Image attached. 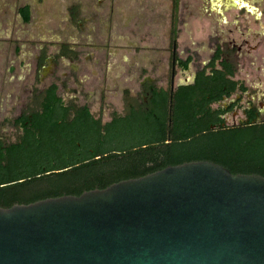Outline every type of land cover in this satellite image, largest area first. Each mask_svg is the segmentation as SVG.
Segmentation results:
<instances>
[{
    "label": "water",
    "instance_id": "water-1",
    "mask_svg": "<svg viewBox=\"0 0 264 264\" xmlns=\"http://www.w3.org/2000/svg\"><path fill=\"white\" fill-rule=\"evenodd\" d=\"M0 264H264V177L188 162L0 207Z\"/></svg>",
    "mask_w": 264,
    "mask_h": 264
},
{
    "label": "trees",
    "instance_id": "trees-1",
    "mask_svg": "<svg viewBox=\"0 0 264 264\" xmlns=\"http://www.w3.org/2000/svg\"><path fill=\"white\" fill-rule=\"evenodd\" d=\"M18 13L29 22V6ZM228 75V67L213 68L173 92L153 89L147 112L113 113L105 124L87 106L66 105L55 85L35 93L38 107L14 122L22 136L0 143V207L78 196L188 162L208 161L235 174L264 177V122L227 126L223 109L211 107L244 91Z\"/></svg>",
    "mask_w": 264,
    "mask_h": 264
},
{
    "label": "rangeland",
    "instance_id": "rangeland-1",
    "mask_svg": "<svg viewBox=\"0 0 264 264\" xmlns=\"http://www.w3.org/2000/svg\"><path fill=\"white\" fill-rule=\"evenodd\" d=\"M174 1L0 0V136L12 142L17 134L15 129L2 122L3 118H12L22 110L31 111L38 107L33 102V95L41 92L39 74H31L28 66L39 50L51 54L57 51L59 45H64L78 48L82 59L91 54L95 59L103 57L99 60L96 71H92L90 65L86 67L88 74L80 76L83 83L77 85L78 89L65 88L58 92L65 102L89 104L91 114L103 122L113 112L123 111V77L125 72L138 70L132 67L134 63L141 64L138 66L139 79L147 73L158 84L169 87L171 76L168 69L150 65L154 62L158 64L160 60L151 62L147 58L138 59V52L136 55H129L127 51L132 48L128 47L127 50L123 47L132 46L133 39L130 37L129 41H124L120 36L137 33L144 38L150 35L151 39L159 42L168 38L170 40L172 21L173 29L181 38L185 37V31L192 36L194 33H201L196 30L197 22L194 20L188 21L183 27L178 10H181V3L188 1L189 5H196L202 0H177L176 7ZM246 1L255 5L264 3V0ZM24 6L30 8V20L27 23L22 21L18 13ZM132 27L135 30L129 32ZM149 46L152 45L141 43L138 47L142 54H147ZM71 71L72 69L60 66L58 72L61 76H66ZM26 78L28 85L24 84ZM179 82L182 80L177 76L174 83ZM22 87L26 89L21 90ZM133 93L137 95L139 92L130 91V94ZM238 122L239 117L227 118L228 126Z\"/></svg>",
    "mask_w": 264,
    "mask_h": 264
},
{
    "label": "flooded vegetation",
    "instance_id": "flooded-vegetation-1",
    "mask_svg": "<svg viewBox=\"0 0 264 264\" xmlns=\"http://www.w3.org/2000/svg\"><path fill=\"white\" fill-rule=\"evenodd\" d=\"M221 1L223 0H202L196 5H189V2L186 1L180 4L181 10L178 8L180 10L178 12L182 26L185 27L188 21L194 20L199 24L205 23L207 32L203 41H189L183 47L182 51L186 57L184 61H180L177 59V33L173 29L172 21L170 50L176 57L172 59L174 69L170 73L171 80L168 88H171V85L192 84L198 72L203 70H206V73L209 74L213 68L224 72L228 67L232 75H228L227 78L237 82L238 86H243L244 91L239 89L229 97H223L219 102L211 104V107L223 109L224 112L220 116L226 125L228 117H239L238 123L248 120H254L257 123L264 122V3L255 5L246 0H225V3H221ZM185 32V36L191 35L190 32ZM107 54L105 53V55ZM80 55L81 52L78 48L64 45H59L57 51L51 54H47L45 50H39L33 57V62L28 66L31 74H39L38 82L41 85V92L39 91L36 94L42 93L51 85L57 87V94L65 88L78 89L77 85L83 83L80 76L88 74L86 67L90 65L92 71H96L99 60L103 58L99 56L95 59L91 54V56L82 59ZM204 55L205 60L201 61ZM182 63H187L185 69L181 68ZM60 66L72 69V71L66 76L65 74L61 76L58 72ZM138 66L139 64L136 62L132 66L138 69L136 72L124 73L122 87L123 111L121 113L113 112L121 117L131 115L133 112H147L150 93L153 89L159 88L157 80L151 78L147 73L139 79L140 67ZM175 68L185 73V75L180 76V79H184V81L174 83L177 77L174 72ZM132 74H135L136 78ZM26 83L28 85L27 78L24 84ZM24 89L26 88H21V90ZM134 90H138L139 93L137 95L130 94V91ZM35 100L33 95L34 103H36ZM64 103L89 108V104L76 105L65 101ZM213 105L216 107H213ZM26 112L28 111L22 110L21 113L12 118H3L2 122L15 129L17 133L15 140L12 142H8L0 136V143L3 146L16 142L22 136V130L18 129L14 122ZM112 114L105 122L99 117H94L105 124L110 122Z\"/></svg>",
    "mask_w": 264,
    "mask_h": 264
},
{
    "label": "crops",
    "instance_id": "crops-1",
    "mask_svg": "<svg viewBox=\"0 0 264 264\" xmlns=\"http://www.w3.org/2000/svg\"><path fill=\"white\" fill-rule=\"evenodd\" d=\"M132 30H130L129 32H133L135 30L134 27L131 28ZM198 29V31H201V33H194V35H190V36H185L183 38L179 37L176 35V46H177V52H178V55H177V59H179L180 61H184L185 60V57L186 55L183 54V47H185V45L190 41V42H197V41H203L206 36H205V33L207 32V25L204 23L203 25H199V23H197V27H196V30ZM204 30V31H203ZM124 31V30H123ZM203 31V32H202ZM125 32V31H124ZM127 32V31H126ZM150 36V35H149ZM141 37L140 34H137V33H134V35H131L130 33L126 34V36H120V38H122L124 41H129L130 37L133 39L132 42H133V45L132 46H125L123 48L127 49L128 50V47L132 48V50H129L127 51L128 54H132L133 55H136L137 52H138V56L137 58L138 59H142V58H147L149 59V61H156V60H160V62L157 64L156 62L154 63H150V65H154L155 67L159 66V67H165L168 69V71L171 73V71H173V63H172V59L174 57H176L174 55V53L171 52L170 50V47H171V41L168 39L166 40H162V41H157V39H154V38H150V37ZM119 37V36H118ZM135 37L137 39H135ZM141 43H148L149 45H152V46H149L148 49V53L147 54H142V51H140V44ZM118 47H120V45H118ZM135 49H139V50H135ZM126 52V51H125ZM126 57V56H124ZM135 58V57H133ZM205 60V55L204 57L201 58V61H204ZM141 65V64H139ZM180 65V64H179ZM153 69V67H151ZM176 73V76H181V75H185V73H183L180 69H176L175 68V71ZM173 73V72H172ZM182 81H184V79H181ZM190 80V78H189ZM159 88H162V89H168V87H164L162 84H159Z\"/></svg>",
    "mask_w": 264,
    "mask_h": 264
}]
</instances>
